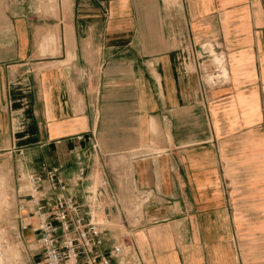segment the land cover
<instances>
[{"label":"crops","instance_id":"1","mask_svg":"<svg viewBox=\"0 0 264 264\" xmlns=\"http://www.w3.org/2000/svg\"><path fill=\"white\" fill-rule=\"evenodd\" d=\"M0 156L149 196L141 264H264V0H0Z\"/></svg>","mask_w":264,"mask_h":264},{"label":"built area","instance_id":"2","mask_svg":"<svg viewBox=\"0 0 264 264\" xmlns=\"http://www.w3.org/2000/svg\"><path fill=\"white\" fill-rule=\"evenodd\" d=\"M90 181L85 168L66 179L56 167L28 174L26 186L18 185L14 236L22 243V258L17 264H141L132 237H115L98 220L107 180L101 178L96 189Z\"/></svg>","mask_w":264,"mask_h":264},{"label":"rangeland","instance_id":"3","mask_svg":"<svg viewBox=\"0 0 264 264\" xmlns=\"http://www.w3.org/2000/svg\"><path fill=\"white\" fill-rule=\"evenodd\" d=\"M26 176L14 175L12 164H9L6 161L5 156H0V240L4 241L8 239L16 247L17 245L15 243L18 242L15 240L14 230L17 228V220L15 219L17 189L18 185H21L22 188L26 186ZM19 178L23 181L19 182ZM226 178H228L227 175ZM100 180V173H96L94 189L100 185ZM242 181L243 180L241 178H238V175L235 176L233 180L229 179V182L234 188L239 187V184ZM117 189L120 191L118 198L113 195L114 192L110 193L109 187L105 189L99 203L101 204V207H103V204H106V212L103 214L100 209L98 213H100V217H106L104 223L108 228L113 230L115 237L119 238L123 235H129L126 237V240H128L132 237L134 229L139 225L142 217V209L145 203L149 202L150 197L147 195H138L135 193V190L133 191L129 186L122 185ZM228 190L229 193H231L230 186ZM239 190L240 189H234V191ZM231 201L233 202L232 198ZM232 206L233 210H235L236 207L234 205ZM119 208L121 209V215H119L118 212ZM100 217L98 219L99 221H101ZM106 221L112 223H108ZM29 234L30 232H27V235ZM35 247L36 246H33V248ZM36 257L38 258V254H36Z\"/></svg>","mask_w":264,"mask_h":264},{"label":"bare ground","instance_id":"4","mask_svg":"<svg viewBox=\"0 0 264 264\" xmlns=\"http://www.w3.org/2000/svg\"><path fill=\"white\" fill-rule=\"evenodd\" d=\"M104 217V216H103ZM101 220L105 221V218ZM108 223H112L106 221ZM7 240V239H6ZM0 240V264H17L18 260L22 258L21 254V245L22 243H17V247L13 244H10L8 241Z\"/></svg>","mask_w":264,"mask_h":264}]
</instances>
